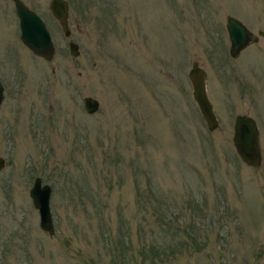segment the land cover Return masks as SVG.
Wrapping results in <instances>:
<instances>
[{"label": "rangeland", "instance_id": "rangeland-1", "mask_svg": "<svg viewBox=\"0 0 264 264\" xmlns=\"http://www.w3.org/2000/svg\"><path fill=\"white\" fill-rule=\"evenodd\" d=\"M22 1L55 53L34 57L0 0V264H264V0H66L67 37L48 0ZM227 16L257 36L235 58ZM194 60L213 131L191 98ZM237 114L258 128L256 168L234 151ZM36 176L52 235L28 196Z\"/></svg>", "mask_w": 264, "mask_h": 264}, {"label": "water", "instance_id": "water-1", "mask_svg": "<svg viewBox=\"0 0 264 264\" xmlns=\"http://www.w3.org/2000/svg\"><path fill=\"white\" fill-rule=\"evenodd\" d=\"M14 12L18 20L19 40L34 55L50 60L53 55V45L48 30L40 17L28 9L22 1L13 0ZM48 8L52 16L60 25L64 36H68L70 31L67 24L68 3L66 0H50ZM227 33L229 47L228 54L235 58L239 52L248 44L257 41L246 26L238 19L227 16L224 22ZM68 53L71 56L78 55V45L69 40L67 43ZM187 79L191 87V98L203 120L208 131H213L217 127V119L212 105L206 94V73L198 65L197 61H192L187 72ZM3 87L0 83V103L3 98ZM82 107L87 114L94 113L98 108L96 99L84 96L81 99ZM231 142L234 151L240 161L246 166L256 168L261 163V152L259 144V132L252 117L245 114H237L233 118ZM3 159L0 158V168ZM51 187L42 183L40 177L36 176L28 189V196L32 206L38 214V226L48 235L54 233L53 222L49 209V197Z\"/></svg>", "mask_w": 264, "mask_h": 264}, {"label": "flooded vegetation", "instance_id": "flooded-vegetation-1", "mask_svg": "<svg viewBox=\"0 0 264 264\" xmlns=\"http://www.w3.org/2000/svg\"><path fill=\"white\" fill-rule=\"evenodd\" d=\"M8 1H11L12 2V4H13V0H8ZM20 1H22V0H20ZM23 2V1H22ZM49 2H50V0H48V3H47V10H48V14H49V16L57 23V25H58V27H59V29H60V31H61V28H60V25L58 24V22H57V20L52 16V14L50 13V11H49V8H48V4H49ZM23 4L28 8V9H30V10H32L33 12H35L39 17H40V19L43 21V23L45 24V27H46V23H45V18L42 16V15H40L37 11H35V10H33V9H31L28 5H26L24 2H23ZM13 14H14V16H15V19H16V25H17V30H18V20H17V17H16V15H15V12H14V7H13ZM47 28V27H46ZM48 30V29H47ZM48 32H49V30H48ZM62 32V31H61ZM63 34V33H62ZM49 35H50V38H51V42H52V45H53V55H54V53H55V45H54V41H53V39H52V37H51V34H50V32H49ZM64 36V35H63ZM256 36V35H255ZM64 37H67V36H64ZM257 37V36H256ZM18 38H19V31H18ZM70 40V39H69ZM68 40V41H69ZM68 41H67V43H68ZM21 42V41H20ZM67 43H66V46H67ZM255 43V42H254ZM251 44H253V43H250V44H248L246 47H248V46H250ZM23 45V44H22ZM245 47V48H246ZM244 48V49H245ZM243 49V50H244ZM67 50H68V48H67ZM242 51V50H241ZM240 51V52H241ZM239 52V53H240ZM30 53L34 56V57H36V58H39V59H41V60H45V59H43L42 57H39V56H37V55H34L31 51H30ZM53 55H52V57H53ZM239 55V54H238ZM52 59V58H51ZM50 59V60H51ZM50 60H48V61H50ZM45 61H47V60H45Z\"/></svg>", "mask_w": 264, "mask_h": 264}]
</instances>
